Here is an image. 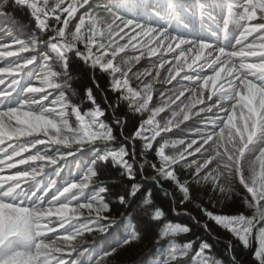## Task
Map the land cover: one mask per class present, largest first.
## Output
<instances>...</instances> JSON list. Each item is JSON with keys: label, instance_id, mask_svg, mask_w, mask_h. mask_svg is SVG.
Here are the masks:
<instances>
[{"label": "snow or ice", "instance_id": "snow-or-ice-1", "mask_svg": "<svg viewBox=\"0 0 264 264\" xmlns=\"http://www.w3.org/2000/svg\"><path fill=\"white\" fill-rule=\"evenodd\" d=\"M18 11L33 24L27 34L16 32ZM0 33V253L14 238L28 245L0 254V264H110L145 238L138 217L163 224L154 244L163 249L191 229L164 222L149 182L173 187L180 205L193 185L213 194V209L216 194L220 203L241 198L250 214L196 207L264 264V0H3ZM142 60L148 66L134 71ZM76 64L91 70L95 90L74 99L65 91ZM174 130L180 138L169 139ZM108 167L130 184L115 202L100 178ZM160 264L221 262L208 241L168 240Z\"/></svg>", "mask_w": 264, "mask_h": 264}, {"label": "trees", "instance_id": "trees-1", "mask_svg": "<svg viewBox=\"0 0 264 264\" xmlns=\"http://www.w3.org/2000/svg\"><path fill=\"white\" fill-rule=\"evenodd\" d=\"M3 0H0L2 3ZM11 3V0H9ZM7 11H12L9 7L6 9ZM15 20H16V32L17 34H27L32 30L33 24L30 21L28 14L25 11H18L15 13ZM199 31V27L197 28ZM200 34H204L200 32ZM0 39H5L3 33H0ZM124 59H127L125 56ZM145 61H141V64L136 65V68L133 70L136 71L143 67H147ZM55 70H59V67L54 65ZM91 70L84 68L81 64L74 65V72H73V81L71 84V88L65 91V95H68L72 98H76L75 94L82 93L84 87H92L95 90V84L92 83L91 80ZM98 77V82L101 85L102 89L107 90L108 84V77L106 75H101L98 71L96 73ZM3 87V86H0ZM161 85H157V88H161ZM163 87H170V86H163ZM57 93H53V96L50 99L54 98ZM98 102L103 103V96L100 91H96ZM114 98V97H112ZM159 97L154 96V101H158ZM124 111H127L126 105H122ZM84 110H87L86 108ZM106 115H110L106 113ZM131 115V114H129ZM138 115V114H137ZM170 113H161L160 118L162 120L167 119ZM111 123V121H108ZM14 123V121H13ZM70 123L75 126V118L72 117L70 119ZM195 126H200L199 121H197ZM183 127V126H181ZM119 128L114 127V135L119 136ZM177 132L176 136H169V139H177L180 138L179 130H174ZM185 133L188 129L184 130ZM175 149L170 153L172 154ZM88 154L90 150H88ZM152 157H149L151 159ZM254 158V157H253ZM81 160L87 159V155L80 157ZM75 172V164L66 167L64 170V175H68L70 171ZM137 171L139 172V168L137 167ZM151 170L148 169L144 175H147L148 172ZM100 178L105 180V182L110 187L112 194H113V202H115V196L117 194L122 193L125 188L130 189V184L126 177H121L119 172L111 167L106 168L100 174ZM141 177H138L140 179ZM163 183V182H162ZM149 187H152L154 201L163 207L165 211V215L167 220L165 223H173V224H180L183 226H188L191 231L186 234H179L175 237L165 238V240L161 241V245H163V249L157 245L154 247L156 235L158 234L160 228L163 227V224L157 226L154 222H149L146 217L144 218H137L132 220V223L136 225L139 221V227L142 231L146 232V236L144 239L135 242L132 246H129L125 249L119 251V254L115 257L110 259V264H160V256L161 252L168 247V240H172V242L176 243L177 245H182L188 241H195L199 242L201 240L208 241L213 245V255L217 260L221 262V264H256L255 260L253 259V249H244L242 246L235 241L234 238L231 237L230 233H227L226 230L220 228L218 225H215L213 222L208 221L207 217H204L203 214L200 212L199 208L196 207L197 204H202L207 206L209 210H214L216 212H220L223 214L232 213L235 214L240 210H243L244 214H250L251 210L247 209L246 207L242 206L241 198L236 197L234 194L232 199H223V202L220 203V196L216 194L217 202L215 209L212 208V205L209 203V196L213 195L210 191L203 186H196L193 185V200L191 202H186L185 205H180L178 203L180 196L178 193L175 192L173 187H170L168 184L163 183V188L154 187L151 182H149ZM239 190V189H238ZM167 191V195L165 194ZM111 207V205H110ZM190 213L191 215H185V213ZM195 216L200 223H196L192 217ZM204 223H208L210 225L209 230H205L202 225ZM55 234L50 233L49 236H54ZM96 237H90L89 243L93 242ZM119 239L118 237H108V242L115 244L116 240ZM232 240L233 243V250L232 252L226 251V244L229 240ZM15 243L12 245V248L5 249L4 253L6 254L8 251H11L13 248H20L21 241L19 238H14ZM57 244L63 246L64 242L62 239L57 240ZM85 247L89 246V244H85ZM102 246V245H101ZM65 258L67 255H65ZM71 258H76V253L72 254Z\"/></svg>", "mask_w": 264, "mask_h": 264}, {"label": "rangeland", "instance_id": "rangeland-1", "mask_svg": "<svg viewBox=\"0 0 264 264\" xmlns=\"http://www.w3.org/2000/svg\"><path fill=\"white\" fill-rule=\"evenodd\" d=\"M217 16L219 18L220 16V13L218 12L217 13ZM215 25L214 24H211L210 22H205L204 23V29H208V28H213ZM236 30H237V25L235 23H233L231 26H230V29H229V35L228 37L225 39V43H229L232 41V39L234 38L235 34H236ZM223 75V74H222ZM174 149L172 148H168L166 149V151L170 154ZM28 245L26 243H21V247H27Z\"/></svg>", "mask_w": 264, "mask_h": 264}]
</instances>
